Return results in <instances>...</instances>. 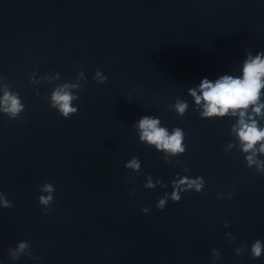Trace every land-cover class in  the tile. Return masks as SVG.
I'll use <instances>...</instances> for the list:
<instances>
[{
    "label": "water",
    "instance_id": "water-1",
    "mask_svg": "<svg viewBox=\"0 0 264 264\" xmlns=\"http://www.w3.org/2000/svg\"><path fill=\"white\" fill-rule=\"evenodd\" d=\"M258 54L264 0H0V264H264V140L238 136L242 118L264 129V87L222 116L192 95ZM65 84L67 118L52 102ZM143 116L180 128L184 151L141 141ZM185 176L201 189L174 202Z\"/></svg>",
    "mask_w": 264,
    "mask_h": 264
},
{
    "label": "clouds",
    "instance_id": "clouds-1",
    "mask_svg": "<svg viewBox=\"0 0 264 264\" xmlns=\"http://www.w3.org/2000/svg\"><path fill=\"white\" fill-rule=\"evenodd\" d=\"M96 77H99L98 83H103L107 77L102 76L99 71L96 72ZM264 58L261 54H258L255 58H249L245 61L243 68V77L222 76L213 83L207 78L203 79L200 84L202 95H196V92L192 90V95L195 96L196 102L199 104L204 101L205 111L201 114L203 116L212 115H224L229 110L235 112L238 109H247L250 104H256L260 97V89L264 87ZM76 85H63L61 89H57L52 93V102L54 106H58L60 114L67 118L71 113H76L77 109L71 106V101L75 99L74 95L70 91L64 89L73 88ZM2 103L5 104L4 111L12 116H15L23 107L19 100L7 92L4 95ZM178 111L183 114L186 105L178 104ZM255 112H260V107L254 109ZM240 116H244V112H240ZM138 127L141 130V141H147L148 144H154L158 149L167 150L173 154L183 152L182 138L183 133L180 128H175L171 135L164 127H158L160 121L156 118L149 116H143L137 122ZM241 127L238 130V136L244 143V151L253 149V146L257 141L264 140V129L258 130L255 122L245 123L243 118L239 121ZM260 151L264 152V144L260 146ZM249 163H252V157L247 158ZM130 168H139V163L136 159L131 160L127 165ZM201 180V177H197L196 180H189L187 176L183 177L179 181H173L174 190L172 192V199L174 202H178L181 198L177 194L176 187L178 185H186L188 188L195 186L196 191H200L201 183H197ZM186 190V189H182ZM43 191L51 193L53 186L51 184H45ZM53 199L51 195H41L39 197V203L48 205ZM2 207L11 208L13 205L6 199L0 198ZM165 204L164 199H160L157 204L158 209H163ZM147 211V209H142ZM28 247L25 242L18 244L17 251L23 252ZM262 246L259 240H256L252 245L251 254L253 258H259L261 256ZM12 259H18L15 253H11ZM31 255V254H29Z\"/></svg>",
    "mask_w": 264,
    "mask_h": 264
}]
</instances>
